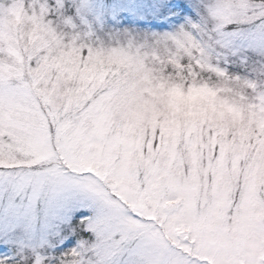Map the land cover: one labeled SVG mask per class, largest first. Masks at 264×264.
<instances>
[{
  "label": "snow or ice",
  "instance_id": "1",
  "mask_svg": "<svg viewBox=\"0 0 264 264\" xmlns=\"http://www.w3.org/2000/svg\"><path fill=\"white\" fill-rule=\"evenodd\" d=\"M0 264H264V0H0Z\"/></svg>",
  "mask_w": 264,
  "mask_h": 264
}]
</instances>
